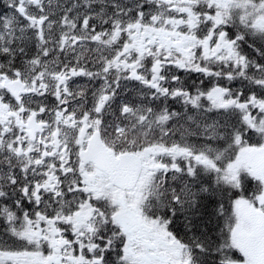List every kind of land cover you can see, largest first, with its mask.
<instances>
[{
  "label": "snow or ice",
  "instance_id": "snow-or-ice-1",
  "mask_svg": "<svg viewBox=\"0 0 264 264\" xmlns=\"http://www.w3.org/2000/svg\"><path fill=\"white\" fill-rule=\"evenodd\" d=\"M3 7L0 264H264V0Z\"/></svg>",
  "mask_w": 264,
  "mask_h": 264
},
{
  "label": "trees",
  "instance_id": "trees-1",
  "mask_svg": "<svg viewBox=\"0 0 264 264\" xmlns=\"http://www.w3.org/2000/svg\"><path fill=\"white\" fill-rule=\"evenodd\" d=\"M4 3H5V0H0V13H2L5 10L3 7ZM178 227H180V226L178 225Z\"/></svg>",
  "mask_w": 264,
  "mask_h": 264
}]
</instances>
